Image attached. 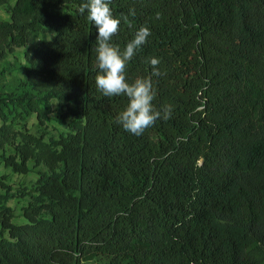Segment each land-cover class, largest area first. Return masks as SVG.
Masks as SVG:
<instances>
[{"label": "trees", "instance_id": "obj_1", "mask_svg": "<svg viewBox=\"0 0 264 264\" xmlns=\"http://www.w3.org/2000/svg\"><path fill=\"white\" fill-rule=\"evenodd\" d=\"M81 2L0 0V57L42 36L23 89L0 94V160L46 166L22 223L0 176V264H264V0H111L115 43L151 29L129 79L158 57L154 104L173 106L140 136L115 122L127 98L96 88ZM52 99L71 116L57 138L13 128L32 113L44 124Z\"/></svg>", "mask_w": 264, "mask_h": 264}, {"label": "clouds", "instance_id": "obj_2", "mask_svg": "<svg viewBox=\"0 0 264 264\" xmlns=\"http://www.w3.org/2000/svg\"><path fill=\"white\" fill-rule=\"evenodd\" d=\"M110 5L111 0H82L79 6L80 14H86L97 29L95 85L105 97L127 98L125 106L116 114L115 122L125 131L140 136L157 120L169 119L173 106L165 104L162 108H157L154 104L157 92L152 77L161 75L158 57L146 60L152 66L150 76L129 79L127 65L148 42L151 29L147 25H141L121 47L113 41L121 24V16L115 14Z\"/></svg>", "mask_w": 264, "mask_h": 264}, {"label": "rangeland", "instance_id": "obj_3", "mask_svg": "<svg viewBox=\"0 0 264 264\" xmlns=\"http://www.w3.org/2000/svg\"><path fill=\"white\" fill-rule=\"evenodd\" d=\"M68 7V6H67ZM9 19V13L5 7L0 8V21ZM52 34H48L46 38H50ZM42 39L38 36L32 43L14 48L13 52L7 53L5 57H0V94L17 93L24 87L25 67L28 64L25 57V51L28 47L37 45ZM53 111L49 114L48 120L44 124L38 123L35 113L25 116L23 119L15 118L13 120V128L18 131H28L35 135L43 134L45 138H57L61 132L68 129L67 123L70 119L65 102H58L55 99L51 100ZM3 121L0 118V126ZM20 141V136L17 135L16 142ZM4 151L6 154L13 153L14 147L12 144H6ZM29 171L27 173H17L11 168L6 167L0 160V176L5 180L10 187V192L15 195L8 199L7 204L13 209L12 220L15 223H22L25 218L22 215V207L25 206L31 199L34 192L32 188L38 176L39 170H46L44 165H35L33 161L28 162ZM0 193H4V188L0 187ZM84 264H106L103 258H96Z\"/></svg>", "mask_w": 264, "mask_h": 264}]
</instances>
